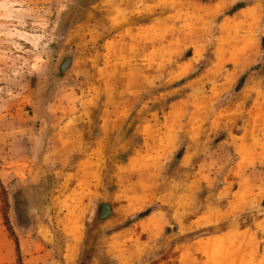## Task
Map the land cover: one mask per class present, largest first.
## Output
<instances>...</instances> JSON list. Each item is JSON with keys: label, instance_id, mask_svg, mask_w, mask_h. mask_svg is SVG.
<instances>
[{"label": "rangeland", "instance_id": "374dc122", "mask_svg": "<svg viewBox=\"0 0 264 264\" xmlns=\"http://www.w3.org/2000/svg\"><path fill=\"white\" fill-rule=\"evenodd\" d=\"M233 1L0 0V264H264V0Z\"/></svg>", "mask_w": 264, "mask_h": 264}, {"label": "crops", "instance_id": "0c3cea01", "mask_svg": "<svg viewBox=\"0 0 264 264\" xmlns=\"http://www.w3.org/2000/svg\"><path fill=\"white\" fill-rule=\"evenodd\" d=\"M220 4L225 7L231 6L234 1L233 0H219ZM248 7H240L236 9L229 15H224V17L232 20H241L242 16L246 15ZM258 15H253L252 18H256ZM264 58V33L257 32L256 35L252 38L250 46H248L239 56H236V65L234 69L236 70L237 76L240 75L242 71H244L247 67H250L259 62ZM258 70L260 67L257 68ZM255 95H253L252 104L259 103L264 101V88L254 89ZM250 118L247 120V124H250ZM246 131V127L243 128ZM242 134V132H241ZM146 217V216H145ZM145 217H142L137 220V225L143 220Z\"/></svg>", "mask_w": 264, "mask_h": 264}, {"label": "trees", "instance_id": "16d2710c", "mask_svg": "<svg viewBox=\"0 0 264 264\" xmlns=\"http://www.w3.org/2000/svg\"><path fill=\"white\" fill-rule=\"evenodd\" d=\"M240 7H243L241 6L240 4H235L232 6V8L228 11V13L226 14H230L232 13L233 11H235L236 9H239ZM241 83V82H240ZM14 201H15V204H16V198H14ZM147 212H142V213H139L136 215V218L139 219L141 217H143ZM14 214H15V221H16V224L18 226H26L27 223H28V220L27 218L25 217V215L23 214V212L21 210H19L17 207L14 206ZM16 242H15V247H16Z\"/></svg>", "mask_w": 264, "mask_h": 264}, {"label": "water", "instance_id": "95a60500", "mask_svg": "<svg viewBox=\"0 0 264 264\" xmlns=\"http://www.w3.org/2000/svg\"><path fill=\"white\" fill-rule=\"evenodd\" d=\"M109 211H110V208L107 205L100 204L97 207V217L99 219H103L108 215Z\"/></svg>", "mask_w": 264, "mask_h": 264}]
</instances>
